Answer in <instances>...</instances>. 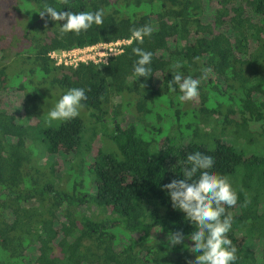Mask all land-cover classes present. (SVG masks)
I'll return each instance as SVG.
<instances>
[{
	"label": "trees",
	"instance_id": "obj_1",
	"mask_svg": "<svg viewBox=\"0 0 264 264\" xmlns=\"http://www.w3.org/2000/svg\"><path fill=\"white\" fill-rule=\"evenodd\" d=\"M29 1L37 11L45 3L58 11L103 9L104 23L61 37L64 21L37 13L24 42L10 54L0 50L1 102L8 68L41 74L29 80L34 89L20 84L24 116L0 108V264H189L195 225L162 186L184 179L187 156L197 151L214 158L209 171L227 177L238 195L226 206L235 264H264V248L256 254L243 243H264V0ZM144 25L154 31L140 43L131 29ZM118 39L130 42L106 63L56 65L48 55ZM137 47L153 54L147 78L133 74ZM177 62L184 77L200 79L194 101L178 99ZM43 85L62 95L83 88V115L47 123ZM175 231L186 239L169 247Z\"/></svg>",
	"mask_w": 264,
	"mask_h": 264
},
{
	"label": "clouds",
	"instance_id": "obj_2",
	"mask_svg": "<svg viewBox=\"0 0 264 264\" xmlns=\"http://www.w3.org/2000/svg\"><path fill=\"white\" fill-rule=\"evenodd\" d=\"M60 3L69 5L70 0H60ZM36 12L41 19L48 16L57 23L64 21L62 26L60 25L61 37L67 33L79 35L88 31L93 25L102 26L104 23L103 9L95 12L58 11L45 3ZM153 31L150 25L133 28L131 29L132 38L143 43L144 37L151 36ZM133 52L139 57L134 64V76L137 79L149 77L151 69L147 66L151 63L153 54L139 47L134 48ZM181 66L179 62L173 65L177 71L172 77V83L179 86L181 93L178 97L179 101H194L199 96L200 79L184 77L178 71ZM210 72V68L203 69L204 75L201 79H207ZM84 100H87V96L83 88L69 89L50 109L46 122L67 121L79 116L80 109L83 107L81 102ZM187 163L190 167L185 168L184 179H173L170 183L163 185L162 190H166L170 196L172 207L185 213L187 220L195 225V230L187 236V239L192 242V245H187V248L189 252L197 255L189 264H235L238 259L237 248L228 236L233 216L231 213L226 214V206H235L238 195L227 177L209 171L215 163L212 156L197 151L187 156ZM197 172L200 175L198 179L193 180ZM185 239L182 231L170 232L167 236V244L172 247L183 243Z\"/></svg>",
	"mask_w": 264,
	"mask_h": 264
},
{
	"label": "rangeland",
	"instance_id": "obj_3",
	"mask_svg": "<svg viewBox=\"0 0 264 264\" xmlns=\"http://www.w3.org/2000/svg\"><path fill=\"white\" fill-rule=\"evenodd\" d=\"M37 7L35 3L29 0H0V50L5 48V50L10 54L11 49H16L20 46L19 42H24L23 32L25 31L26 27L33 21V19L37 15ZM14 56L10 55V59ZM19 70H21L19 68ZM30 78L39 79L41 78L40 71L38 69L33 70L32 72H18V70L13 68H8V89H7V96H4L2 102L0 101V108L4 107L11 112H14L17 116H24L25 115V90L20 86V84L28 85V88L34 89L33 84L29 82ZM205 81L206 79H202ZM25 88V89H28ZM44 93V98L46 99V103L50 106V109L55 105L58 99L62 96L60 91L56 90L53 93V89L50 90L47 85H43L42 87ZM56 93V94H55ZM59 94V96H57ZM115 102L119 101V98L114 99ZM87 114V112L85 111ZM80 114L83 115L82 108L80 109ZM79 114V115H80ZM124 118L127 120H131L132 116L127 113L124 114ZM36 120V119H34ZM222 140L231 143L232 137L229 134L222 136ZM253 146L258 149L261 145V140L257 138ZM239 143H243V139H238ZM92 145L94 148L99 147L101 145L100 136H96L94 138ZM59 164L57 167L58 175L63 174L65 163L63 157L60 156L58 159ZM43 162V161H42ZM64 175V174H63ZM64 183V181H63ZM66 184V182H65ZM64 184V185H65ZM67 187V184H66ZM236 210H234L235 212ZM153 235L159 239H166L165 236L161 235L157 230H153ZM240 237V234H239ZM245 246H250L256 254H259L263 248L264 243L261 240H247L245 239L244 242ZM249 244V245H248ZM31 252V251H30ZM33 252V251H32ZM31 252V253H32ZM177 251L173 250L170 254V258H174L176 256ZM1 254V252H0ZM2 257L6 258V256ZM190 258L189 261H191ZM11 264H23L21 261H17L11 259ZM26 264H32V262L28 259L25 261Z\"/></svg>",
	"mask_w": 264,
	"mask_h": 264
},
{
	"label": "built area",
	"instance_id": "obj_4",
	"mask_svg": "<svg viewBox=\"0 0 264 264\" xmlns=\"http://www.w3.org/2000/svg\"><path fill=\"white\" fill-rule=\"evenodd\" d=\"M130 39H118L111 42H98L89 46L67 50H53L48 53L56 65H75L77 62L104 63L108 57L118 54Z\"/></svg>",
	"mask_w": 264,
	"mask_h": 264
}]
</instances>
